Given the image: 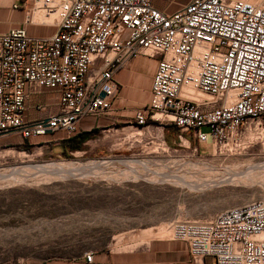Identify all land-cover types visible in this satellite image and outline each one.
Instances as JSON below:
<instances>
[{"label": "built area", "instance_id": "2783aa9c", "mask_svg": "<svg viewBox=\"0 0 264 264\" xmlns=\"http://www.w3.org/2000/svg\"><path fill=\"white\" fill-rule=\"evenodd\" d=\"M24 2L27 22L56 30L0 32V133L75 136L84 116L114 108L116 72L147 55L157 67L132 125H174L177 142L187 146H264V0H188L173 10L153 0ZM42 90L57 93L53 103L30 105ZM167 228L188 242L196 264L206 255L213 264H264L262 198L206 219L177 216Z\"/></svg>", "mask_w": 264, "mask_h": 264}, {"label": "rangeland", "instance_id": "374dc122", "mask_svg": "<svg viewBox=\"0 0 264 264\" xmlns=\"http://www.w3.org/2000/svg\"><path fill=\"white\" fill-rule=\"evenodd\" d=\"M140 59L145 63L141 71H146L148 67L152 70L156 63L151 56L144 55ZM126 67L130 68V65ZM123 85L122 93L127 99H143V77L139 84L132 80ZM34 95L45 94L38 92ZM43 100L53 103L55 97ZM130 122L120 120L110 126L96 127L98 131L86 140L83 148L69 151L71 156L63 153L59 144L54 145L63 139L64 134L60 132L29 139L22 137L18 131L0 133V177H4L0 179V264H21L26 259L41 260L65 252L70 234L61 235V232L68 225L78 228L86 224L81 218L96 214L94 210L102 203V197L99 194L92 197L91 192L98 184L119 182L142 188L144 193L158 195L150 202L152 204L162 203L168 189L174 188L179 192V213L174 217L180 218L206 219L225 207L250 198L264 199V186L258 183L251 185L247 177L212 186H208L211 184L207 181L218 175L220 170L225 171L224 167L245 171L255 166L254 176L261 178L264 174V146L259 142L251 145L239 142L231 151L195 140L187 146L177 142L175 127H142ZM102 160L104 162L96 170L76 174H45L28 166L74 161L88 164ZM121 160H128V163ZM186 161L200 162V166L193 169L189 165L177 164ZM208 164L216 168L211 169ZM20 168L27 169L20 175L24 181L8 180L9 175ZM26 172H31L28 177ZM147 172H153V175L144 176ZM178 172L190 182L198 177L200 181L204 179L198 184L206 187L198 190L189 185H178ZM163 173L173 177L163 180ZM167 224L160 228L162 233H168ZM78 232L80 235L81 232ZM76 234L73 232L71 235ZM99 235L100 240L105 239L108 236L107 227Z\"/></svg>", "mask_w": 264, "mask_h": 264}, {"label": "crops", "instance_id": "0c3cea01", "mask_svg": "<svg viewBox=\"0 0 264 264\" xmlns=\"http://www.w3.org/2000/svg\"><path fill=\"white\" fill-rule=\"evenodd\" d=\"M187 1L153 0L157 7L168 10H173ZM19 26L25 27L32 35L51 34L56 30L55 24L27 22L24 0H0V32ZM141 56L127 64L130 68L124 66L116 72L115 77L120 89L112 98L114 108L108 112L84 116L79 123V133L99 126H110L116 121L134 119L137 108L135 106L148 101L150 97L153 75L157 67V59L153 57L156 63L152 70L148 67L146 71H141L145 66L140 59ZM142 77L143 99L141 101L127 99L122 93L123 84H129L132 80L139 84ZM127 86L129 88V85ZM39 93L45 95H33L30 105L47 102L43 99L57 96L54 90H42ZM59 132L62 133L58 131L55 134ZM56 144L60 145L63 153L66 152L63 142L54 145ZM97 194L101 195L102 203L98 205L97 210H94L96 214L82 217L81 220L86 224L78 228L68 225L62 230L61 235L70 234L67 236L68 248L65 252L41 260L24 261L28 264H196L188 242L172 238L168 233H162L160 230L164 223L169 222L179 213V192L174 191V188L168 189L163 196L165 200L159 204L150 203L158 196L157 194L144 193L142 188L119 182L94 186L91 195L95 197ZM106 227L108 236L100 240L99 234ZM78 231L81 232L80 235ZM73 232L78 234L72 236ZM87 253H92L91 261L87 260ZM213 262L214 258L211 255L204 257L205 264H213ZM11 264H19V262Z\"/></svg>", "mask_w": 264, "mask_h": 264}, {"label": "bare ground", "instance_id": "6f19581e", "mask_svg": "<svg viewBox=\"0 0 264 264\" xmlns=\"http://www.w3.org/2000/svg\"><path fill=\"white\" fill-rule=\"evenodd\" d=\"M157 115H160V114H157ZM123 161V163L127 164L128 163V160H121ZM131 162V160H129ZM104 162V160L102 161H97L95 163H88V164H83V163H79V162H50V163H45V164H38V165H28L29 167L31 168H34V170L36 169L37 172H44L45 174H76V173H85V172H92L94 170H96L98 168V166H100V164ZM107 162V161H106ZM129 162V163H130ZM135 162V161H134ZM111 163V162H110ZM121 163V162H120ZM134 164V163H132ZM146 164V163H145ZM178 165H189L191 167H193V169H197L199 168L200 166V162H190V161H186V162H177ZM252 164V163H250ZM259 164V163H258ZM262 164V163H260ZM207 166V164H205ZM253 165V164H252ZM129 166V165H128ZM240 166V165H239ZM131 167V166H130ZM146 167V166H145ZM183 167V166H181ZM208 167L211 168V169H215L216 167L215 166H212V165H209L208 164ZM229 167V166H228ZM237 167V166H236ZM264 167V165L262 166ZM136 168V167H135ZM185 168V167H184ZM189 168V167H188ZM187 168V169H188ZM232 168V167H231ZM248 168V167H246ZM245 168V169H246ZM24 168H20L19 170H15L14 173L12 175H9V178L8 180H14V181H24V177L23 176H20L22 175V171H26V170H23ZM208 169V168H206ZM210 169V171H212ZM225 171H222L220 170V173L216 176H214L212 179H207V181L210 182L211 185H208V186H212L214 184H218V183H222V182H228V181H234L235 179H237L238 177H242V178H249V181L251 182V185L254 184V183H258V184H261L264 186V174L261 178H256L254 176L255 174V169L256 167L255 166H250L247 170L245 171H239V170H236L235 167L234 169H230V170H227L225 167H224ZM262 169V168H261ZM33 170V169H32ZM192 170V169H191ZM217 170V169H216ZM260 170V169H259ZM35 171V172H36ZM215 171V170H214ZM133 172V171H132ZM197 172V170H196ZM213 172V171H212ZM218 172V171H217ZM27 176L28 177V173L30 174L31 172H26ZM34 172H32L33 174ZM187 173V172H186ZM216 173V172H215ZM258 173V172H257ZM263 173V172H262ZM38 173H36V176H37ZM40 174V173H39ZM137 174V173H136ZM164 174V173H163ZM195 174V173H194ZM34 175V174H33ZM149 175H153V172H147L146 174H144V176H149ZM162 175V174H160ZM257 175V174H256ZM31 176V175H29ZM64 176V175H62ZM195 176V175H194ZM213 176V175H211ZM153 177V176H152ZM173 177L172 174H169V173H165L164 176L162 177L163 180H169V178L171 179ZM4 177H0V179H3ZM33 178V177H32ZM40 178V177H39ZM151 178V177H150ZM176 178L178 179V182L177 184H181V185H189L190 187H194V188H197L198 190L202 189L203 186L198 184V183H203V180H201V178H197V180L193 181V182H190L189 180L186 179L185 175H183L181 172H178L177 175H176ZM211 178V177H210ZM241 179V178H240ZM248 180V179H247ZM236 181V180H235ZM234 181V182H235ZM241 181V180H240ZM243 181V180H242ZM237 182V181H236ZM248 182V181H247ZM233 183V182H232ZM244 183V182H243ZM176 184V182H175ZM234 184V183H233ZM200 185V186H199ZM221 185V184H220ZM249 185V184H248ZM206 187V186H205ZM204 187V188H205ZM203 188V189H204Z\"/></svg>", "mask_w": 264, "mask_h": 264}, {"label": "trees", "instance_id": "16d2710c", "mask_svg": "<svg viewBox=\"0 0 264 264\" xmlns=\"http://www.w3.org/2000/svg\"><path fill=\"white\" fill-rule=\"evenodd\" d=\"M167 127L170 128V127H175V126L168 124ZM97 131H98V128H93L91 130L80 132L76 134L75 136L63 138L61 142L65 144V148H66L65 154L67 156H71L70 152L67 151V149L75 150V149L83 148L84 146L83 142L91 138Z\"/></svg>", "mask_w": 264, "mask_h": 264}, {"label": "water", "instance_id": "95a60500", "mask_svg": "<svg viewBox=\"0 0 264 264\" xmlns=\"http://www.w3.org/2000/svg\"><path fill=\"white\" fill-rule=\"evenodd\" d=\"M102 94L104 95L105 93L103 92Z\"/></svg>", "mask_w": 264, "mask_h": 264}]
</instances>
